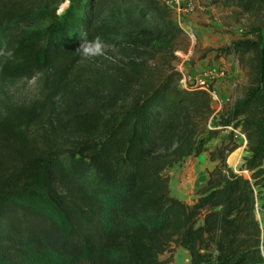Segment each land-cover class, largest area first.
<instances>
[{
	"label": "trees",
	"instance_id": "obj_1",
	"mask_svg": "<svg viewBox=\"0 0 264 264\" xmlns=\"http://www.w3.org/2000/svg\"><path fill=\"white\" fill-rule=\"evenodd\" d=\"M63 1L0 0V86L42 82L36 99L0 108V264L50 253L59 264H166L178 248L189 264H264V0H213L253 24L215 51L237 61L246 86L212 130L209 94L180 87L171 68L149 67L154 44L184 35L171 9L159 0H68L59 16ZM34 13L50 20L42 32L27 27ZM82 31L89 40L128 33L116 44L121 60H84L75 52ZM90 95L95 110L69 112L67 132L51 125L56 99L72 110ZM34 127L45 129L33 136ZM228 127L246 142L238 172L227 165L239 147L233 132L206 147ZM192 153L215 165L187 202L171 195L167 172Z\"/></svg>",
	"mask_w": 264,
	"mask_h": 264
},
{
	"label": "rangeland",
	"instance_id": "obj_2",
	"mask_svg": "<svg viewBox=\"0 0 264 264\" xmlns=\"http://www.w3.org/2000/svg\"><path fill=\"white\" fill-rule=\"evenodd\" d=\"M187 2H190L193 6L191 11L184 13L171 10L172 19L178 23L184 31V35L176 37L171 42L154 44L155 58L149 62V67L158 68L164 72L168 68L177 71L181 77L178 85L183 88L188 84H195L209 67H222L225 69L223 78L213 81V87L220 96L217 90V83L224 82L228 76V70L224 64L215 62L218 59L215 51L241 39L252 27L253 19L247 15L240 14L235 8H225L222 4H212L213 0H187ZM69 5V1L64 0L58 7L56 14L61 16ZM35 13L34 17L30 18L31 22L27 27L32 31L42 32L48 26L50 20H48V17L45 19V17L41 18L42 16H35ZM126 34L128 33L123 31L116 37L101 38L105 45L104 55L102 56L89 58L82 54L80 55L86 61L92 62L97 60L99 66L108 67L121 60L116 44L121 43ZM1 36L0 50L2 49ZM171 57H174V59L170 64H167V61ZM232 59L235 60L233 57ZM232 59L230 60L233 61ZM237 65L241 71V79L229 91L228 100L223 101L222 106L215 107L212 103L216 115L209 122L208 130H212L214 123L222 116H225L240 101L244 94L246 77L238 63ZM41 83V77L37 75L31 80H20L12 82V84L0 86V108L10 107L14 104L19 105L20 103L36 99L40 93ZM97 103L95 97L90 95L87 98L80 99L72 107V110H69L65 101L58 98L55 100L54 105L53 112L55 115L50 118V123L53 127H59V129L63 127V130L67 132V126L64 127L63 125L67 123L69 112H72L74 115L92 112L95 110ZM42 129L45 128L34 127L31 129V135L39 136ZM60 132L62 133L63 131ZM231 132H233V138L239 147L227 158V165L238 172L245 158L248 156L244 136L238 130L233 131L231 127L222 130L218 138L211 139L206 143V147L212 149L219 145L223 138ZM214 165L215 163L209 161L207 153H192L177 163L167 172L170 179L169 188L171 195L180 200L190 202L196 196L197 191L203 187L208 172ZM241 173L243 176H248L244 171H241ZM256 217L263 226V213L259 211V206H257ZM261 250L264 255V238ZM162 258L166 264H189L188 253L179 248L172 250L171 253H166ZM59 261V259L50 253L43 258L33 260L32 264H59Z\"/></svg>",
	"mask_w": 264,
	"mask_h": 264
},
{
	"label": "built area",
	"instance_id": "obj_3",
	"mask_svg": "<svg viewBox=\"0 0 264 264\" xmlns=\"http://www.w3.org/2000/svg\"><path fill=\"white\" fill-rule=\"evenodd\" d=\"M162 4L174 11L187 13L193 9V6L187 0H159ZM225 69L222 67H209L204 71L202 77L195 82V85L201 86L210 96L211 103L215 107L222 106L223 100L213 87V81L223 78Z\"/></svg>",
	"mask_w": 264,
	"mask_h": 264
},
{
	"label": "crops",
	"instance_id": "obj_4",
	"mask_svg": "<svg viewBox=\"0 0 264 264\" xmlns=\"http://www.w3.org/2000/svg\"><path fill=\"white\" fill-rule=\"evenodd\" d=\"M178 22V14H177ZM231 56H222L215 60L218 64H224L228 70V76L224 82L217 83V90L220 93L222 100L225 102L228 100L230 90L235 86V84L241 79V71L238 68L237 62L235 60L231 61Z\"/></svg>",
	"mask_w": 264,
	"mask_h": 264
},
{
	"label": "clouds",
	"instance_id": "obj_5",
	"mask_svg": "<svg viewBox=\"0 0 264 264\" xmlns=\"http://www.w3.org/2000/svg\"><path fill=\"white\" fill-rule=\"evenodd\" d=\"M81 43L76 49V53H80L85 57L93 58L104 55V42L101 37L97 36L92 40L87 38L86 32H81ZM34 82V81H32Z\"/></svg>",
	"mask_w": 264,
	"mask_h": 264
}]
</instances>
